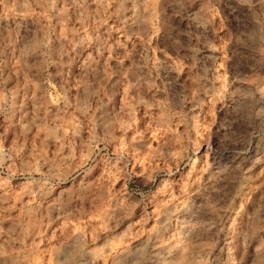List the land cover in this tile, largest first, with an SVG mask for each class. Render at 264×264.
I'll use <instances>...</instances> for the list:
<instances>
[{
	"label": "rangeland",
	"instance_id": "obj_1",
	"mask_svg": "<svg viewBox=\"0 0 264 264\" xmlns=\"http://www.w3.org/2000/svg\"><path fill=\"white\" fill-rule=\"evenodd\" d=\"M0 264H264V0H0Z\"/></svg>",
	"mask_w": 264,
	"mask_h": 264
},
{
	"label": "bare ground",
	"instance_id": "obj_2",
	"mask_svg": "<svg viewBox=\"0 0 264 264\" xmlns=\"http://www.w3.org/2000/svg\"><path fill=\"white\" fill-rule=\"evenodd\" d=\"M137 248H138V247H137ZM127 251H129V252H130V250H128V249H127ZM130 253H131V252H130ZM123 255H124V254H123ZM121 257H122V256H121ZM118 258H119V257H118ZM123 258H124V257H123Z\"/></svg>",
	"mask_w": 264,
	"mask_h": 264
}]
</instances>
